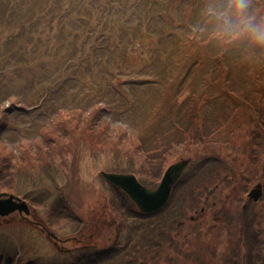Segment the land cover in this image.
I'll return each mask as SVG.
<instances>
[{
	"label": "rangeland",
	"instance_id": "obj_1",
	"mask_svg": "<svg viewBox=\"0 0 264 264\" xmlns=\"http://www.w3.org/2000/svg\"><path fill=\"white\" fill-rule=\"evenodd\" d=\"M106 1L108 5L99 0H0V113L5 114L6 120L0 125V143L16 148L24 141L32 142L41 137L43 126L62 119L64 111L79 112L81 121L92 116L94 136L110 128V138L131 142L126 148L119 145L112 149L84 136H79L76 144L68 140L51 177L41 182L20 181L17 190L14 187L13 191H3L44 203L32 207L38 214L35 226L33 214L29 215L32 224L14 219L17 213L0 223V264L10 259L16 262L10 264H111L117 246L119 249L133 242L134 249L137 243L143 253L150 242L141 237L150 233L155 245L147 250L148 254H139V258L146 259L145 264H164L160 263L163 259L169 264L167 254L176 264H190L196 258L206 264V259L212 257L216 264H264V194L253 203L248 197L259 182L264 184V154L251 167L253 159L245 151L251 138L247 131L236 136L233 150L224 145L210 153L214 158L206 165L200 162L208 156L206 151L180 158L190 159V164L174 186L168 203L156 213H143L102 173L120 172L118 164L133 163L120 151L133 155V139L148 135V129L155 127L158 120L169 119L176 109L174 104L184 106L188 94L203 83L199 71L189 79L194 85L186 80L196 67L195 60L187 62L179 53L181 49L174 50L182 41L181 37L176 40L174 34L184 28L200 37V28L211 18L206 9L211 10L220 0ZM186 14L193 28L184 22ZM241 45L247 46L243 42ZM237 48L236 43L226 54L229 65L239 54ZM217 51L216 47L210 50ZM174 76L179 78L175 82ZM170 80L176 83L172 97L167 94ZM49 84L58 89L51 94L52 89L44 91L42 86ZM214 94L203 95L201 104L204 111L208 108L207 114L220 102L210 101ZM172 98L173 102H167ZM161 101L168 104L164 113L157 104ZM99 121L101 126L97 125ZM164 172L150 182L152 187L158 186ZM190 173L195 178L188 181ZM136 175L143 181V174ZM246 178L247 191L240 205L244 210L236 212L232 202L239 199ZM204 206L200 220L194 221L192 218L198 217ZM117 218L123 225L127 218V224L133 227V238L130 228L122 227L114 240L117 246L110 253ZM237 221L243 228L251 229L252 239L258 242L247 259V235L238 244L231 240ZM42 225L63 239L81 230L86 237L90 231L104 230L97 244L107 245L108 248H101L109 250L78 248L81 245L70 240L64 246L72 250L59 252ZM211 253L215 256L208 257ZM236 253L241 259L234 261L232 256ZM101 258L105 261L99 263Z\"/></svg>",
	"mask_w": 264,
	"mask_h": 264
},
{
	"label": "trees",
	"instance_id": "obj_2",
	"mask_svg": "<svg viewBox=\"0 0 264 264\" xmlns=\"http://www.w3.org/2000/svg\"><path fill=\"white\" fill-rule=\"evenodd\" d=\"M103 2L107 5L109 3L106 0H103ZM255 2L257 4L254 6L257 10L264 9V0H255ZM189 20V15L186 14L184 22L188 28H193ZM200 29V37L197 33H189L184 28L176 30L175 39L178 40V37H181L182 41L176 44L174 50L181 49L179 53L181 57L185 56L187 62L195 60V69L186 75L189 85H194L189 79L193 76L196 77L198 71L203 77V83L188 94L186 97L187 103L184 106L179 107L177 103L174 104L176 109H171L173 111H171L169 119L158 120L161 117H167L165 115L157 118L158 124L148 129V135H141L140 137L137 135L133 139V155L126 150L120 151L130 157L133 163L128 165L118 164L119 171L143 174V181L147 182L149 186L153 185L150 184L152 180H158L162 176L168 165L183 158V156L206 151L208 156L200 160L201 164L206 165L212 160L211 158H214L210 153L219 150L221 146L225 145L226 148L233 150L237 144L236 136L244 131H247L251 137L247 142V150H245L253 159V162L250 163L251 167H255L258 164L259 157L264 154V48H255L250 45L242 46V42H237L239 54L233 61V65H229L226 61L228 59L226 54L232 49V45L236 43H226L218 39L212 18ZM202 36L205 37L202 38ZM183 46L185 51H182ZM215 47L218 48L217 53L210 52ZM208 58L213 60L215 65H210ZM216 60L218 61L215 62ZM183 65L184 63L180 68ZM178 73H181V71ZM178 79L177 76H174L173 81L175 82ZM36 80L39 82L40 79L37 78ZM175 86L176 83L170 80L167 94L171 97ZM42 89L44 91L52 89L51 94L58 88H53L49 84L42 86ZM206 92L215 93L210 97V101L211 99L220 101L217 108L210 109L208 114V108L206 107L204 111L201 104L203 95ZM44 95H48V92H45ZM158 95H161V93ZM173 101L172 98L167 102ZM14 103L17 102L14 101ZM157 104L159 108H162V113L168 108L165 101L157 102ZM210 116L211 118H209ZM88 118L87 121H81L82 117L79 112L64 111L62 119H59L58 122L54 121L51 125L43 126L40 129L41 137L35 138L32 142L24 141L18 147L11 148L1 141L0 192L12 190L14 187L17 190L20 181L41 182L51 177L57 157L66 151L69 141L73 140L75 143L79 136H84L92 143L96 141L95 143L99 146H109L112 149H116L119 145L122 147L125 145L126 148L127 144H131L126 138L118 141L115 140L114 136V138H110L113 135L110 128L94 136V133H96L95 127H93L94 121L92 116ZM199 118L205 120L203 119L200 122ZM5 121V114H2L0 125L4 124ZM101 123L102 121H99L97 125L101 126ZM137 164H140L139 167L136 166ZM221 169L218 171L219 174ZM193 177L190 173L186 180L191 181L195 178ZM247 181L246 178V182L241 185L239 199L232 202L235 211L244 210V207L241 206V209L240 205L243 203L247 191ZM26 199L33 206H40L44 203L27 196ZM249 201L253 203V200L249 199ZM14 219L25 222L22 216H16ZM118 219L121 229L122 227H129L127 218L124 219L125 225L121 224L120 218ZM8 220L7 218L0 223H6L4 221ZM250 230L247 229V226L243 228L238 221L234 224L232 230L231 240L235 244L242 241L243 235L248 237V255L244 259L255 252V246L258 243L252 239L249 233ZM211 256V254H208V257ZM232 258L234 261L241 259L238 253ZM10 263L16 262L11 259L7 262L2 261V264Z\"/></svg>",
	"mask_w": 264,
	"mask_h": 264
},
{
	"label": "water",
	"instance_id": "obj_3",
	"mask_svg": "<svg viewBox=\"0 0 264 264\" xmlns=\"http://www.w3.org/2000/svg\"><path fill=\"white\" fill-rule=\"evenodd\" d=\"M189 161V159H183L179 162L171 164L167 168L158 187L156 189H151L153 192L158 193V195L153 201V203L148 207H145L137 199L134 191L131 190V188L135 185H144L142 182H140L136 174L107 171H102V173L106 177V179H108L113 184L121 187L125 192H127L130 197L137 203V205L142 211L154 212L160 210L168 202L173 184L180 178L184 169L189 164ZM262 194L263 185L262 183H259L250 191L249 197L257 201L260 199ZM15 211H19L20 213L26 212L27 214H30L31 209L27 200L13 193H0V216H8ZM43 231L45 230L43 229ZM47 234L49 239H51L52 241L53 238L58 239V236L55 234V232L49 230L48 228Z\"/></svg>",
	"mask_w": 264,
	"mask_h": 264
},
{
	"label": "clouds",
	"instance_id": "obj_4",
	"mask_svg": "<svg viewBox=\"0 0 264 264\" xmlns=\"http://www.w3.org/2000/svg\"><path fill=\"white\" fill-rule=\"evenodd\" d=\"M254 5L255 0H220L206 10L218 39L264 48V9L257 10Z\"/></svg>",
	"mask_w": 264,
	"mask_h": 264
},
{
	"label": "flooded vegetation",
	"instance_id": "obj_5",
	"mask_svg": "<svg viewBox=\"0 0 264 264\" xmlns=\"http://www.w3.org/2000/svg\"><path fill=\"white\" fill-rule=\"evenodd\" d=\"M205 210H206V207L205 206L202 207V210H201L202 213L198 217H196V218L194 216L192 219L194 221H197L198 222L200 220V217L203 214V212H205ZM38 225H36V226H38ZM113 228L115 229L116 236L113 237L110 240L111 241V250H110V253L112 252V248L115 247V246H117V244L114 242V240L117 238V232H116L117 231V228H116L115 221H114ZM113 228H111L109 230L114 231ZM81 231L79 233H75V235L73 237H71V238H68L67 241H65L66 239L61 240L63 238L60 239L59 237H58V239H53L52 245L54 246V248L57 251L62 252V253H63V251H68L69 252V251L72 250V249L66 248L64 246V242H67L68 243V242H70V240H71V243H78L79 245H81V247L78 246V248H83L84 247V249H86V250L101 249L102 251H105L108 248L107 245L100 246L99 244H97L100 241V239L102 238V236H103L102 233H103L104 230L102 231V233H99L98 230L90 231L88 237H86L85 234H82L83 232H81ZM130 231L132 232V238H133V227L130 228ZM147 233H149V232H147ZM151 234L152 233H150L148 235L146 234L145 237H143L144 235L141 237V239H144L146 241V243L148 241L150 242L149 244L146 245V250L145 251H146L147 254L149 253V251H147V250H150V248L155 245V243L153 244V242H152L153 236ZM109 238H111V237H108V239ZM104 246H107V248L102 249L101 247H104ZM159 246H161V245L158 244L157 247H159ZM142 249L143 248L140 247V244L137 245V243H136V245H134V249H133V242L130 243L129 246L126 244V246L123 247V248L120 247L118 249V246H117V248L115 249L114 258H112L113 260H111L110 263L111 264H119V263L120 264H145L146 259L139 258V254L142 253ZM107 250H109V249H107ZM199 254H200V252H199ZM211 255H214L215 256L214 253H211ZM122 256H124V258L119 259ZM167 259L169 260L168 261L169 264H176V263H178L169 254L166 255V260ZM104 261H105V259H102V258L99 259V263H102ZM206 261H207L206 264H216L215 263L216 262V258L215 257H212L210 259H206ZM152 263L154 264L155 262L153 261ZM160 263H164L165 264L166 263L165 259L161 260ZM89 264H94V263H89ZM190 264H201V259L200 258H196V260L191 261ZM219 264H222V263H219Z\"/></svg>",
	"mask_w": 264,
	"mask_h": 264
},
{
	"label": "snow or ice",
	"instance_id": "obj_6",
	"mask_svg": "<svg viewBox=\"0 0 264 264\" xmlns=\"http://www.w3.org/2000/svg\"><path fill=\"white\" fill-rule=\"evenodd\" d=\"M131 190L134 191L137 199L145 207L150 206L158 195V193L153 192L150 188L144 185H135L131 188Z\"/></svg>",
	"mask_w": 264,
	"mask_h": 264
}]
</instances>
